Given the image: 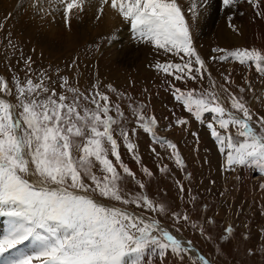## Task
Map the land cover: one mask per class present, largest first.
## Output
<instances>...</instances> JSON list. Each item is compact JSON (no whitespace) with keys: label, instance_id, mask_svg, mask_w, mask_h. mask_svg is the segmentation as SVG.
Returning <instances> with one entry per match:
<instances>
[{"label":"snow or ice","instance_id":"obj_1","mask_svg":"<svg viewBox=\"0 0 264 264\" xmlns=\"http://www.w3.org/2000/svg\"><path fill=\"white\" fill-rule=\"evenodd\" d=\"M98 2L99 13L110 3L129 22L140 41L184 61L158 63L157 70L178 81L204 78L205 61L192 46L190 25L177 0ZM241 2L223 0V6L232 8ZM47 3L48 9L41 6L40 11L47 15L62 11L66 22L85 10V0H47ZM247 3L264 19L260 0H247ZM196 9L194 0L188 9L193 19L198 15ZM213 51L223 53L219 56L221 61L232 58L241 65H254L264 75V50L253 47ZM25 64L30 69L31 58ZM59 79L62 91L58 93L55 87L45 83L51 80L46 73H41L37 82L30 76L21 81L13 74L12 86L0 76V209L11 221L7 233L0 238V264H155L157 260L159 264H167L166 257H176L177 264H183L188 251L184 242L163 227L159 219L137 214L128 207L134 205L159 216H167L171 211L143 191L131 192L125 187V176L135 180L140 189L145 185L121 160L120 144L114 133L119 132L129 153L134 155L137 145L129 139L131 121L120 103L110 100L99 81L86 95L70 84L67 76ZM225 81L232 82L229 77ZM104 87L117 94L118 99L131 101L113 85ZM223 90L235 111L224 107L214 87L199 92L175 86L172 89L175 100L201 124L206 123L204 114H214L207 127L219 143L220 151L226 154L229 170L249 167L264 175V117L254 121V113L243 98L226 87ZM12 96L15 103L10 99ZM128 107L137 127L150 134L155 143L171 148L177 165L183 167L177 146L157 134L158 120L145 112L147 106H133L129 102ZM176 123L183 126L188 122L178 119ZM110 153L122 173L109 158ZM134 159L139 163V157L134 155ZM143 171L153 175L147 168ZM180 189L183 191L182 185ZM96 196L110 203L105 204ZM172 216L177 221L190 219L186 214L172 213ZM213 223L206 221L200 228L201 235L211 239L207 228ZM225 233V238L230 239L234 229L228 226ZM149 252L152 258L146 259ZM248 252L251 254L253 250ZM191 264L213 262L200 256Z\"/></svg>","mask_w":264,"mask_h":264},{"label":"rangeland","instance_id":"obj_2","mask_svg":"<svg viewBox=\"0 0 264 264\" xmlns=\"http://www.w3.org/2000/svg\"><path fill=\"white\" fill-rule=\"evenodd\" d=\"M177 2L189 22L192 46L205 61L207 72L203 79L178 81L174 76L157 70L158 63L182 64L184 61L180 56L140 41L129 22L114 11L110 3L103 6L102 14L99 13L98 0H91V3L85 0L84 6L94 4L95 8L72 15L67 22L62 11L52 15L40 11L41 6L48 9L47 0H0V76L12 86L13 74L21 81L30 76L37 82L40 74L46 73L51 80L45 83L55 87L58 93L62 91L59 78L67 76L69 83L79 87L86 95L99 81L101 90L109 95L112 102L120 103L131 121L128 125L129 139L137 145L134 155L139 157V163L127 150L118 131L114 136L120 144L121 160L145 187L140 189L135 180L125 176L126 189L143 191L171 211L167 216H159L134 205L128 206L129 209L159 219L162 226L175 235L198 244L218 264H264V175L249 167L229 170L226 154L220 151L219 143L207 127L214 114H204L206 123L201 124L175 100L172 91L173 86L197 92L214 87L224 98V107L232 110L228 93L223 90L226 87L238 98H243L254 113V121L264 117V75L257 72L254 65H241L232 58L221 61L219 56L223 53L213 51L253 47L264 50L260 40L264 38V19L256 15L257 10L247 0L232 8H225L223 0H203V6H200V0H195L198 13L195 19L188 11L194 0ZM260 2L264 7V0ZM109 11L113 12V18L118 23L114 30L108 32ZM230 24L236 29V33L231 35L237 36V42L220 34ZM241 32L244 36L239 42ZM29 58L30 69L25 64ZM225 77L232 82L227 83ZM108 84L113 85L118 93H125L131 101L118 99L117 94L108 92L104 87ZM10 99L15 103V96ZM129 102L133 106H147L145 112L158 120L157 134L177 146L183 167L177 165L171 148L155 143L150 134L137 127L128 107ZM178 119L186 120L187 125L177 124ZM109 158L122 173L111 153ZM144 168L153 175H147ZM96 170L99 175L98 166ZM95 198L105 204L110 203L99 196ZM172 213L186 214L190 219L177 221ZM0 217L10 219L3 215L2 209ZM206 221L214 222L207 228L211 239L200 232ZM228 226L234 229L230 239L225 238ZM185 238L182 241L189 243ZM249 249L253 250L251 254ZM151 258L149 252L146 259ZM165 259L167 264H177L176 257ZM193 260L185 253L183 264H191ZM155 264H159V260Z\"/></svg>","mask_w":264,"mask_h":264},{"label":"bare ground","instance_id":"obj_3","mask_svg":"<svg viewBox=\"0 0 264 264\" xmlns=\"http://www.w3.org/2000/svg\"><path fill=\"white\" fill-rule=\"evenodd\" d=\"M109 6H110V4H109ZM85 7V9H94L95 8V5L94 4H89V5H87V6H84ZM211 20V19H210ZM107 23H108V27H107V31L109 32V31H112V30H114L115 28H116V25H117V23H118V20H114V18H113V12L112 11H109L108 12V16H107ZM223 28V27H222ZM224 29V28H223ZM264 29V28H263ZM240 30V29H239ZM223 32L222 33H220L221 35H224V37L226 38V39H232L234 42H237L238 40H236V38H237V36H232L231 34L233 33H236V30L234 31L233 30V27H228V28H226V29H224V30H222ZM243 32H241V33H239V36H240V40H239V42H242L243 41V36H244V34H242ZM260 33L261 32H259V34L258 35H260ZM263 35V34H262ZM261 35V36H262ZM230 39V40H231ZM262 42H263V46H264V38H262V39H260ZM259 41V40H258ZM261 43V42H260ZM224 99V98H223ZM261 179V178H260ZM4 215V214H3ZM5 219V217H0V237L2 238L3 237V235L4 234H6L7 233V231H8V229H9V227H10V223H11V221H10V219H6V220H4ZM5 221V223L3 224V222ZM7 228V229H4V228ZM183 241H185V240H183ZM184 244H185V247H187V245L189 244L188 242H187V240H186V242H184ZM189 251H191V250H189ZM191 253H192V251H191ZM193 253H195L194 251H193ZM192 253V254H193ZM194 255V254H193ZM177 259V258H176Z\"/></svg>","mask_w":264,"mask_h":264},{"label":"crops","instance_id":"obj_4","mask_svg":"<svg viewBox=\"0 0 264 264\" xmlns=\"http://www.w3.org/2000/svg\"><path fill=\"white\" fill-rule=\"evenodd\" d=\"M250 254V253H249ZM240 262V261H239Z\"/></svg>","mask_w":264,"mask_h":264}]
</instances>
